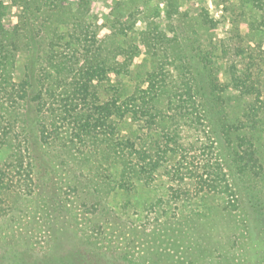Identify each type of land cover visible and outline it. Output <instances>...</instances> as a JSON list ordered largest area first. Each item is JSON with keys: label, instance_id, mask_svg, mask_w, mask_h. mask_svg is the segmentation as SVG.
Here are the masks:
<instances>
[{"label": "rangeland", "instance_id": "374dc122", "mask_svg": "<svg viewBox=\"0 0 264 264\" xmlns=\"http://www.w3.org/2000/svg\"><path fill=\"white\" fill-rule=\"evenodd\" d=\"M236 2L240 0H0L7 44L27 26L40 47L39 39L47 44L53 34L64 38L78 21L82 29L89 28L88 36L93 33L92 46L107 41L112 52H133L137 58L131 62L124 61V53L117 57L120 73H107L112 84L134 82L152 72L167 77L169 64L176 63L181 43H186L185 31L193 27L204 46L218 45L234 34H239L243 50L252 43L251 48L258 50L233 55V65L246 68L251 62L252 77L259 78L253 81L261 83L259 96L249 98L260 120L253 141L260 168L237 178L232 161L236 144L233 149L214 136L212 128L200 126L193 109V126L179 121L192 127L180 126L173 156L162 157L148 186L141 177L129 193L119 190L120 179L114 183V165L121 172L119 157L110 161L100 157L105 140L101 133L96 135V149H91L90 136L67 123L55 144H41L32 136L25 152L29 160L22 166L0 161V264H264V40L259 42V33L252 36L246 16L236 17L230 10ZM242 4L252 7L262 32L264 0ZM202 17L213 24L203 25ZM147 42L152 53L157 48L165 53L163 63L151 65ZM236 44L234 38L227 54ZM39 47L31 63L43 53L44 46ZM54 47L55 54L79 67L80 54L69 52L65 41L58 39ZM190 48L181 51L188 60V53L195 55ZM22 56L20 52L17 60ZM217 71L222 88L225 72L222 67ZM167 96L164 91L159 98ZM240 108L234 98L223 110L234 117ZM123 128L133 131L136 123L126 117ZM95 196L103 197L107 205L98 207Z\"/></svg>", "mask_w": 264, "mask_h": 264}, {"label": "trees", "instance_id": "16d2710c", "mask_svg": "<svg viewBox=\"0 0 264 264\" xmlns=\"http://www.w3.org/2000/svg\"><path fill=\"white\" fill-rule=\"evenodd\" d=\"M22 5V9L27 11V4ZM242 6L240 0L229 7L237 13L236 17L239 14V17L244 15L248 18L249 31L253 37L259 33V42L262 43L264 28L262 32L259 30L252 7L246 9ZM2 13L0 4V161H16L18 166H22L29 160L25 152L29 151L32 136L38 137L41 144H55L64 123H67L69 127L75 126L84 135L90 136L91 149L97 148L96 135L101 133L104 136L100 157L104 161L119 157L121 172L118 171V164L114 165V175L117 177L114 183L120 179L122 187L119 190L129 193L136 189L135 183H140L141 177H144V185L148 186L149 176L159 168L162 157L166 159L168 153L170 157L173 156V147L180 137V126H193L190 119V109H193L198 114L200 126L212 128V134L218 139L222 138L227 146L236 144V149L233 147L232 150L236 178L244 172L260 168L256 166L259 158L253 147L256 136L254 128L260 120H256V108L249 98L259 96L261 83L255 84L253 81L259 78L257 75L252 77L251 62L246 68H236L232 60L233 55L246 54L247 51L251 55L258 48H251L252 43L249 42L247 49L243 50L239 34L238 37L234 34L232 38L219 41L218 45L209 42L204 46L199 43L193 27L185 31L186 43H181V51L192 45L190 49L195 55L188 53V60L186 54L180 51L176 63L169 64L167 77L161 71L152 72L144 78L134 77V82L127 80L112 84L107 73H120L117 57L124 53L127 59L124 61L131 62L134 57L137 58L133 52H112L110 46L104 44L107 41L92 46L93 33L88 36L89 28L82 29L77 21L64 38L56 33L53 34L54 40L47 44L39 39L44 51L31 63L33 52L39 47L36 46L35 35H31L26 26L22 35L16 34L12 37L13 41L7 44L2 33ZM201 20L203 25L213 24L204 17ZM234 38L237 44L232 53L227 54L226 47ZM58 39L66 42L69 52L80 54L78 68L71 66L72 62L64 55L54 53ZM147 44L151 49V65L154 62L163 63L165 53L162 55L159 48L152 53L151 43ZM164 50L168 53V49ZM20 52L23 56L19 60L22 61L17 60ZM194 63L200 67L194 66ZM220 67L224 69L226 78L222 88L217 73ZM165 79L172 85H166ZM164 91L168 95L165 100L159 98ZM234 98L241 108L237 116L231 117L223 107ZM126 117L135 121L133 131L124 130ZM181 119L192 126L184 124V121L179 123ZM141 147L144 150L141 151ZM214 169L220 171L221 167L216 165ZM1 174L0 170V184ZM95 197L98 207L107 205L103 197Z\"/></svg>", "mask_w": 264, "mask_h": 264}]
</instances>
